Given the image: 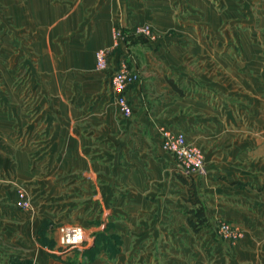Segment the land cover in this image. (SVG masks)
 I'll return each mask as SVG.
<instances>
[{
    "label": "crops",
    "instance_id": "obj_1",
    "mask_svg": "<svg viewBox=\"0 0 264 264\" xmlns=\"http://www.w3.org/2000/svg\"><path fill=\"white\" fill-rule=\"evenodd\" d=\"M122 61L130 116L109 85ZM165 132L203 152L196 200ZM76 209L83 264H264V0H0V260L68 264L58 217Z\"/></svg>",
    "mask_w": 264,
    "mask_h": 264
},
{
    "label": "built area",
    "instance_id": "obj_2",
    "mask_svg": "<svg viewBox=\"0 0 264 264\" xmlns=\"http://www.w3.org/2000/svg\"><path fill=\"white\" fill-rule=\"evenodd\" d=\"M142 34L150 35L149 27L139 30ZM122 38L119 31L114 32V39ZM109 68V50L99 49L95 53V69L98 72H105ZM139 81V74L128 68L124 61L119 62L116 69L109 77L111 92L114 94L113 104L117 106L120 113L130 116L131 107L125 97L126 91ZM163 150L174 156L179 174L184 178L200 176L204 173V155L200 147L186 140L182 132H165L161 143ZM15 206L20 210H27L31 206L29 197L23 192L18 191ZM61 234L59 245L67 249H80L88 241L85 229L80 225H65L60 228ZM218 232L223 238L231 243L241 239L243 232L227 222H221Z\"/></svg>",
    "mask_w": 264,
    "mask_h": 264
},
{
    "label": "rangeland",
    "instance_id": "obj_3",
    "mask_svg": "<svg viewBox=\"0 0 264 264\" xmlns=\"http://www.w3.org/2000/svg\"><path fill=\"white\" fill-rule=\"evenodd\" d=\"M216 11H219V10H216ZM205 27H207V31H209V26H202V25H197V31L199 32V33H201V32H205L206 31V28ZM187 43V46L188 47H193L194 46V44H195V47L197 46H199V47H202V48H208L207 50H208V52H209V41H203V40H198V41H196V42H186ZM189 44V45H188ZM207 45H208V47H207ZM195 47H193V48H195ZM198 47V49L200 50V48ZM194 62L193 63H199V61H200V59L197 57V58H195L194 60H193ZM192 63V64H193ZM170 76H172V74H170ZM20 142V141H19ZM33 155V154H32ZM31 155V159L33 158V156ZM176 165V164H175ZM175 172H176V174H175V176L177 177V178H179V180H181L182 181V179L183 180H185V183L187 184V186L188 187H190L191 189H189L188 187H187V189H188V198H192L193 200H196V195H195V193L194 192H196V189L193 187V181H194V179L196 178H198L199 176H193V177H191V178H184V177H182L180 174H179V172H178V170H177V166H176V168H175ZM201 176V175H200ZM189 200V199H188ZM191 200V199H190ZM189 200V201H190ZM15 201H16V199H15ZM15 204V203H14ZM32 205H33V203H32ZM198 206H200L199 204H197V206H195L194 207V209L195 208H197ZM15 208H16V210L20 213V216H22V217H24L25 215H27V217H28V215L29 214H31L32 213V211H31V206H30V208L29 209H27V210H20V209H18L16 206H15ZM84 211L83 210H74V211H70L69 210V212L67 211V212H64V213H62L58 218L61 220V223L59 224L60 226H65V225H82V219L84 218ZM204 220H202V222H203ZM194 222V224L195 225H197V224H199L198 223V219H196L195 221H193ZM221 222H226V221H219L217 224H216V230H217V233L221 236V234L218 232V226H219V224L221 223ZM201 223V222H200ZM228 223V222H227ZM230 224V223H229ZM0 225H2V220L0 219ZM231 225V224H230ZM83 227V226H82ZM235 227V226H234ZM84 229H85V231H86V234H87V238H88V241L91 243L92 242V240H93V233L92 232H90L86 227H83ZM59 233L61 234V231H60V229H59ZM244 235V234H243ZM222 237V236H221ZM223 238V237H222ZM243 238V237H242ZM241 238V239H242ZM223 239H225V238H223ZM240 240V239H239ZM238 241V240H237ZM231 242V241H230ZM236 242V241H235ZM60 250H67V248H61ZM77 250L75 249V248H73V249H71V254H70V256H69V263L68 264H83V263H80L79 261H77V255L75 254L74 255V253L76 252ZM22 252H26L25 251V249H22ZM72 256H74V257H72ZM92 257V254L89 256V257H87L88 258V260H89V258H91ZM85 260L87 261V259L85 258ZM33 263V262H32ZM0 264H3V262L0 260ZM34 264V263H33ZM85 264H90L89 262H85Z\"/></svg>",
    "mask_w": 264,
    "mask_h": 264
},
{
    "label": "trees",
    "instance_id": "obj_4",
    "mask_svg": "<svg viewBox=\"0 0 264 264\" xmlns=\"http://www.w3.org/2000/svg\"><path fill=\"white\" fill-rule=\"evenodd\" d=\"M194 216L198 219V223L202 222L204 220V212L203 207L198 206L197 208L193 209ZM190 223L195 225L192 220H190ZM9 264H33L31 260L29 259H13L10 261Z\"/></svg>",
    "mask_w": 264,
    "mask_h": 264
}]
</instances>
